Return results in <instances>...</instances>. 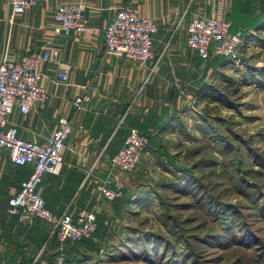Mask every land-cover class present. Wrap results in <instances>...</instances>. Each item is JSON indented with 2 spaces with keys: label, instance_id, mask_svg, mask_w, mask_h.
<instances>
[{
  "label": "crops",
  "instance_id": "crops-1",
  "mask_svg": "<svg viewBox=\"0 0 264 264\" xmlns=\"http://www.w3.org/2000/svg\"><path fill=\"white\" fill-rule=\"evenodd\" d=\"M214 1L47 0L11 14L7 0H0V59L18 61L29 51L53 46L59 51V62L69 66L67 79L61 83L55 78L56 66L43 63L40 83L47 98L42 103H32L25 113L15 107L7 118L16 125L19 136L39 142L51 133L58 117H66L71 124L57 171L44 172L39 183L40 196L53 214L64 209L74 213L80 207L93 209L97 215L104 212L103 201H109L98 196L95 184L107 174L119 176L123 186H133L135 192L144 190L132 179L126 183L123 176L127 172L115 170L109 162L129 128L147 133L169 153L168 146L188 141L185 130L190 128L186 122L198 115L189 113L175 87L193 93L198 88L203 91L200 86L206 61L187 48L184 25L194 15L211 14ZM60 2L80 5V16L89 26L87 32L52 33V11ZM124 3L156 23L149 58V62L156 61V66L150 73L146 66L103 53V29ZM224 18L231 28L248 30V40L252 31L264 28V0H226ZM83 91L89 92L90 99L82 108L74 109L71 98ZM196 119L192 122L200 121ZM194 131L202 134L197 128ZM151 159L158 164L163 161L148 145L140 161ZM31 168L30 163L14 165L6 149H0V264H49L51 260L55 244L48 240L46 225L39 221L19 223L5 214L8 198Z\"/></svg>",
  "mask_w": 264,
  "mask_h": 264
},
{
  "label": "rangeland",
  "instance_id": "rangeland-1",
  "mask_svg": "<svg viewBox=\"0 0 264 264\" xmlns=\"http://www.w3.org/2000/svg\"><path fill=\"white\" fill-rule=\"evenodd\" d=\"M243 32L246 34L248 30L243 29ZM247 42L238 64L229 63L221 55L206 61L204 82L200 87L209 88L211 92H202L199 88L194 91L199 101L198 114L209 118L222 141L215 142L204 133H196L194 130L200 121L193 123L192 120L199 117L191 116L186 122L190 129L185 130L189 133L188 141L168 147L179 163L185 162L188 149L198 148L197 155L188 156L189 162H197L199 158L203 161L196 163L194 177L208 188L211 200L234 205L237 210L232 216L234 231L243 228L252 244L231 243L233 238L229 236L199 241L206 234L219 233L217 219H211L212 214L195 201L192 191L179 192L162 187L167 180L175 181V177L156 160H139L123 178L126 183L129 180L139 182L146 192H135L133 186L124 185L121 198L103 201L106 210L96 214L95 231L87 241L59 243L53 236L51 241L55 245L51 248L50 264H55L53 258L57 250L63 258L61 264H170L169 247L163 246L158 239L154 247L149 240L152 235L162 236L176 251L191 250L189 259L181 261L183 264H258L254 260L256 253L264 258V171L253 165L251 158L252 151L264 154V28L252 31ZM212 92L213 95L221 93L237 108L211 101L208 95ZM210 161L217 165H208ZM141 164L145 166L140 168ZM239 178L256 185L259 193L256 204L240 193L237 188L240 184L236 183ZM128 193L133 194L125 203L123 198ZM164 213L169 214L165 217Z\"/></svg>",
  "mask_w": 264,
  "mask_h": 264
},
{
  "label": "built area",
  "instance_id": "built-area-1",
  "mask_svg": "<svg viewBox=\"0 0 264 264\" xmlns=\"http://www.w3.org/2000/svg\"><path fill=\"white\" fill-rule=\"evenodd\" d=\"M47 0H7L11 14H17L35 3ZM226 0H215L212 13L194 15L184 25L185 43L202 60L221 55L229 63L238 64L246 50L248 40L241 27L230 29V22L224 18ZM54 35L81 34L89 26L80 16V5L75 2L57 3L52 11ZM157 30L154 20L138 14L124 3L116 8L103 29V53L122 57L132 65L146 66L148 73L154 70L156 61L149 62ZM57 47H43L29 51L18 61L6 57L0 59V149L4 148L14 165L32 164L30 173L20 181L17 191L7 200L5 214L19 223L42 222L49 229L48 237L59 242L90 238L96 227V212L86 207L74 213L64 209L53 214L45 205L39 193V183L44 172H56L62 160L64 141L71 131L69 120L60 116L51 133L39 142L19 136L15 124L8 122V116L16 109L28 111L32 103H42L47 92L41 85V65L56 66L55 78L63 83L67 79L69 66L58 60ZM177 95L188 106L189 113L197 116V96L184 88L175 87ZM90 99L87 91L73 94L71 104L80 109ZM147 135L132 127L126 133L121 146L110 157L111 166L119 172L134 169L147 146ZM122 179L117 175H105L95 184L98 196L107 201L121 196ZM62 255L54 257L55 264H61Z\"/></svg>",
  "mask_w": 264,
  "mask_h": 264
},
{
  "label": "trees",
  "instance_id": "trees-1",
  "mask_svg": "<svg viewBox=\"0 0 264 264\" xmlns=\"http://www.w3.org/2000/svg\"><path fill=\"white\" fill-rule=\"evenodd\" d=\"M212 60H213L212 58H209V59L204 60V61H212ZM259 72H262V70H260ZM208 89H204L202 92H204V91L205 92L206 91L211 92L210 89L209 90ZM220 94L221 93H219V95H213V92H212L211 95H208V96L211 99V101H217V102L224 103L226 106L233 108V109L237 108L235 103L229 101L223 95H220ZM198 117L200 120V125L197 128L202 133H204L206 138L214 140L215 142L222 141L220 138L221 135H219V133H217V131H215L214 126H212L208 120L209 118L208 117H200V115H198ZM139 132H141V131H139ZM141 133H143V132H141ZM143 134L147 135V138H148L147 146L149 145L150 147H154L156 150L157 156L163 157V161L160 162L162 167L169 170L173 174V176L175 177V181L167 180L164 183L162 182L163 183L162 187L171 189L173 191H179V192L192 191L191 193L195 194L194 195L195 201L198 204H200V206L204 205L206 212L209 211L212 214L213 217L211 219H215V220L217 219L218 229L220 230L219 233L206 234L204 236V238L200 237L199 241H203V240L206 241V239H208V240L209 239H221V238H227L229 236L230 239L233 238L230 241L231 243L239 244V245H243V246H248V245L252 244V240L249 237V235L247 234L248 232L245 231L243 228L241 229V227H240L238 232L234 231L235 225L232 224V221H233L232 216L234 215V213L237 212L234 205L230 204V203H225L224 201H220L219 199H216V201L211 200L210 198H213V197L212 196L210 197V195L208 194V192H207L208 188L206 186H204L202 183H200L194 177L193 169L195 166H197L196 163L202 164L203 161H201L202 159L199 158L197 160V162L193 161V163H192V161L191 162L188 161V156L191 158V157L197 155L199 153L198 148L197 147L196 148L191 147L190 149H188L186 154H185V162L179 163L175 160L173 154L169 153L167 150L161 148L160 146H157L156 142L152 138H150V135H148L147 133H143ZM248 148H250V147H248ZM250 151H252V150L250 149ZM251 158L253 160V165H258L261 168V170L264 171V154L259 153L257 151H252ZM208 165L214 166L217 164L214 163V161H210V163ZM236 169H238V167H236ZM236 183L240 184V186L237 188L239 189L241 194L248 197L252 203L256 204L258 202L257 199L259 198V193H258L256 185L251 184V183H247L242 178H239V180H237ZM192 188H194V189H192ZM144 192H146L145 189H144ZM122 194H123V191L121 193V196L118 197L117 199L121 198ZM132 194L133 193H128V195L123 198V202L128 203V200H129L128 198ZM117 199H114V200H117ZM114 200H111V201H114ZM168 214L169 213H164L163 215L165 216ZM164 223L166 224L167 221ZM47 231L49 233L48 228H47ZM94 231H93V233H94ZM52 238H53V236H49L48 240H52ZM91 238H92V236L90 238H82V239L75 240V241H65L63 243H69V242L70 243H80L83 241H87ZM146 238H148V237L146 236ZM150 239H151L152 243H154V247H156L155 242L158 240L163 246L169 247V258H170L169 263L170 264H177V263L183 264L181 261H183V259H185V258H186V260H188L190 257L189 254L191 253V250L189 251L188 249L186 250V248H185L184 250L179 249L178 251H176L172 245L169 246V243H167V241H165V239L162 236L152 235V238L150 237L149 240ZM188 252H190V253H188ZM57 253H58V250L56 251V255H57ZM255 256H256L254 259L255 262L258 264H262V262L264 260L262 255L260 253H256ZM53 260H54V258H53ZM50 262H52V260H50ZM50 262H49V264H50Z\"/></svg>",
  "mask_w": 264,
  "mask_h": 264
}]
</instances>
